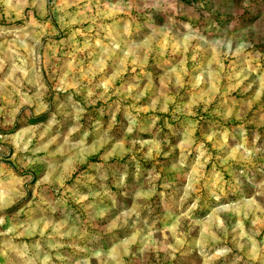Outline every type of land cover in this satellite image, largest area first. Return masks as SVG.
<instances>
[{"label": "rangeland", "instance_id": "1", "mask_svg": "<svg viewBox=\"0 0 264 264\" xmlns=\"http://www.w3.org/2000/svg\"><path fill=\"white\" fill-rule=\"evenodd\" d=\"M0 264H264V3L0 0Z\"/></svg>", "mask_w": 264, "mask_h": 264}, {"label": "trees", "instance_id": "2", "mask_svg": "<svg viewBox=\"0 0 264 264\" xmlns=\"http://www.w3.org/2000/svg\"><path fill=\"white\" fill-rule=\"evenodd\" d=\"M260 1L264 3V0H260Z\"/></svg>", "mask_w": 264, "mask_h": 264}]
</instances>
